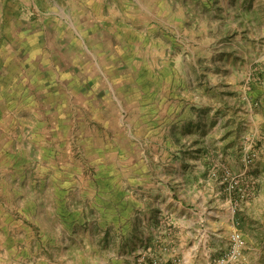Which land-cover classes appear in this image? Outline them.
Returning <instances> with one entry per match:
<instances>
[{"label":"rangeland","instance_id":"374dc122","mask_svg":"<svg viewBox=\"0 0 264 264\" xmlns=\"http://www.w3.org/2000/svg\"><path fill=\"white\" fill-rule=\"evenodd\" d=\"M166 192L264 264V0H0V264L160 262Z\"/></svg>","mask_w":264,"mask_h":264},{"label":"crops","instance_id":"0c3cea01","mask_svg":"<svg viewBox=\"0 0 264 264\" xmlns=\"http://www.w3.org/2000/svg\"><path fill=\"white\" fill-rule=\"evenodd\" d=\"M216 183V182H214ZM218 184V183H216ZM183 185V186H182ZM181 190L187 188L186 184H181ZM217 186V185H216ZM222 189V187L219 185L217 190ZM198 193H200V195H205L204 192L198 191ZM173 193H168L166 192L165 197H168V201L171 202L172 206H174L175 208L178 209V213L176 214L177 217L175 216L177 223L179 224V236L178 237H172L170 238V242L169 239L166 238V236H163V239H161V243L160 245H162V249L160 248V250H156L157 247V239L159 238L157 235V232L154 230V228H152V231L149 232L148 235H143L142 237H140V240H142L143 244H147L151 247L154 248V252L152 256H157L160 258V262L161 263H166L168 262L171 257L177 255V256H181L184 259L187 257V255L189 254V251L191 250L190 245L193 244L195 245V250L193 251V259H190V264H195V262H197V260H202L201 258H203V254H199V250L196 247L198 245V239L197 237L192 233V232H196V228L195 226V220L192 221V217H191V210L185 208L182 206V203H178L177 201L173 200ZM205 198V197H203ZM206 200V199H205ZM207 207V203L206 201L203 202V208ZM214 211H212V220L214 223H216V227H218L220 225V220H222L221 218H223V215L221 212H218V209L216 208V206L214 207ZM211 209H213V207H211ZM206 218V217H204ZM169 243H173V247L171 249H169ZM172 246V245H171ZM187 246H189L188 249ZM169 247V248H168ZM128 249V246H127ZM163 251V252H162ZM210 252L213 250H209ZM206 252V256H210V252ZM121 255V256H120ZM192 256V257H193ZM199 256V257H198ZM110 257V256H109ZM121 257V260L125 259L124 255L119 254V256L117 255L115 258L119 259ZM200 258V259H199ZM91 264L94 263V261L91 260ZM208 262V261H207ZM121 264H125L124 262H120ZM203 263V261H202ZM201 263V264H202ZM98 264H106L102 259L100 261H98ZM200 264V263H199Z\"/></svg>","mask_w":264,"mask_h":264},{"label":"built area","instance_id":"2783aa9c","mask_svg":"<svg viewBox=\"0 0 264 264\" xmlns=\"http://www.w3.org/2000/svg\"><path fill=\"white\" fill-rule=\"evenodd\" d=\"M251 162V161H250ZM237 179V178H236ZM236 179L232 178L231 183L229 184V191L234 192L237 191L239 194H242V197H244V192L242 189H240L239 179L236 181ZM228 178L226 179V181ZM244 246V239L243 236L239 231H235L231 238V245L229 252L221 256L215 260H213L210 264H237L238 261L241 258L242 251ZM135 264H161L158 260L150 257L143 249L137 250L135 260ZM165 264H184L180 260L177 262H166Z\"/></svg>","mask_w":264,"mask_h":264}]
</instances>
